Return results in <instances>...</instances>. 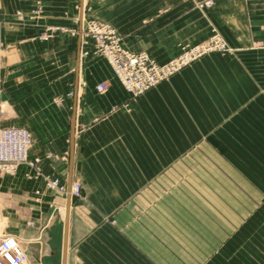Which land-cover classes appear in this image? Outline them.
<instances>
[{
	"label": "crops",
	"instance_id": "crops-1",
	"mask_svg": "<svg viewBox=\"0 0 264 264\" xmlns=\"http://www.w3.org/2000/svg\"><path fill=\"white\" fill-rule=\"evenodd\" d=\"M203 1L0 0V129L30 136L15 175L0 174V223L31 264H64L67 209L65 264H264V166L256 235L245 193L215 183L229 172L199 155L205 61L133 97L87 35L89 22L107 25L160 63L211 31L230 49L257 45L264 130V0Z\"/></svg>",
	"mask_w": 264,
	"mask_h": 264
},
{
	"label": "rangeland",
	"instance_id": "rangeland-1",
	"mask_svg": "<svg viewBox=\"0 0 264 264\" xmlns=\"http://www.w3.org/2000/svg\"><path fill=\"white\" fill-rule=\"evenodd\" d=\"M205 1L200 6L210 8L215 0L210 5H206ZM120 48L132 56L144 54L159 67H165L172 62L180 65L149 90L167 82L194 64L205 61L202 67L195 68L197 124L199 137L209 140L211 144L199 147V155L204 156L207 164L213 166L215 176L218 175L217 171L222 172L223 176L229 172V182L225 178H215V183L223 181L224 186L230 187L231 193H236L233 187H238L240 193H245L244 197L240 196L238 202L241 204L244 198L247 217L252 216L253 220L255 219L252 221L251 233L257 235V215L253 214L254 210L250 212L253 207L257 211V168L259 169L261 164L264 166V163L258 161L261 157L264 161V130H257V102L259 107L261 102L257 101V45H251L247 50L230 49L218 32L211 31L210 34L199 35L195 44L180 45L177 52L165 63H160L150 54L126 50L121 39ZM93 53L98 55L94 50ZM131 95L138 97L141 94ZM50 181L53 183V190H64L59 180ZM2 234L0 223V236H3ZM26 255L29 260L27 253Z\"/></svg>",
	"mask_w": 264,
	"mask_h": 264
},
{
	"label": "built area",
	"instance_id": "built-area-1",
	"mask_svg": "<svg viewBox=\"0 0 264 264\" xmlns=\"http://www.w3.org/2000/svg\"><path fill=\"white\" fill-rule=\"evenodd\" d=\"M212 2L213 0H206L205 4L210 5ZM86 28L87 35L93 42L94 52L107 60L114 76L130 94H142L180 66L177 62H172L159 67L144 54L132 56L123 52L119 37L107 25L89 22ZM106 89L105 84L97 87L98 91ZM29 145L30 136L27 132L0 129V174L14 176L18 166L26 161ZM47 187L53 189V183L49 182ZM0 264H29L22 246L11 236L3 235L0 238Z\"/></svg>",
	"mask_w": 264,
	"mask_h": 264
},
{
	"label": "water",
	"instance_id": "water-1",
	"mask_svg": "<svg viewBox=\"0 0 264 264\" xmlns=\"http://www.w3.org/2000/svg\"><path fill=\"white\" fill-rule=\"evenodd\" d=\"M68 229H69V209H67V211H66V217H65L64 247H63L64 264H65V257H66V251H67Z\"/></svg>",
	"mask_w": 264,
	"mask_h": 264
}]
</instances>
